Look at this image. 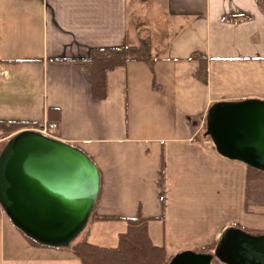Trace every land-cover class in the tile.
Returning a JSON list of instances; mask_svg holds the SVG:
<instances>
[{
  "label": "crops",
  "instance_id": "crops-1",
  "mask_svg": "<svg viewBox=\"0 0 264 264\" xmlns=\"http://www.w3.org/2000/svg\"><path fill=\"white\" fill-rule=\"evenodd\" d=\"M145 1L0 0V121L55 124L51 136L99 170L78 244L114 248L139 214L169 261L213 253L229 229L264 234V198L247 199V166L206 133L213 105L264 101L263 0H152L154 16L169 17L153 45L160 60L152 71L130 62L107 72L105 98L94 100L91 50L145 35L154 44L134 21ZM195 54L207 61L206 84ZM75 245L29 243L0 206V264H81Z\"/></svg>",
  "mask_w": 264,
  "mask_h": 264
},
{
  "label": "water",
  "instance_id": "water-1",
  "mask_svg": "<svg viewBox=\"0 0 264 264\" xmlns=\"http://www.w3.org/2000/svg\"><path fill=\"white\" fill-rule=\"evenodd\" d=\"M207 135L223 156L264 172V101L217 103ZM99 190L94 163L81 150L33 131L10 137L0 151V206L29 239L65 247L86 226ZM264 264V234L226 231L213 253L183 252L168 264Z\"/></svg>",
  "mask_w": 264,
  "mask_h": 264
},
{
  "label": "trees",
  "instance_id": "trees-1",
  "mask_svg": "<svg viewBox=\"0 0 264 264\" xmlns=\"http://www.w3.org/2000/svg\"><path fill=\"white\" fill-rule=\"evenodd\" d=\"M193 59L199 62V69L195 73V78L201 83L206 84V59L196 54L193 55ZM159 60L160 58L156 57L153 53V44L149 35L143 36L136 46L91 50L87 61L91 65L92 98L96 101L105 98V76L107 72L117 67L125 66L130 62H143L152 71L154 64ZM7 63L16 62L11 61ZM32 126L37 125L24 122L0 121V139L8 138L22 129ZM5 143L6 141L2 144L1 150ZM97 172L99 175L100 189V173L98 169ZM246 180L247 199L258 201L260 199L258 198L260 193L264 190V172L247 167ZM147 221L148 220L141 214L137 215L136 218L126 219V232L119 236L118 244L114 248H104L83 242L73 247L72 254L81 262V264H168L169 260L166 258L164 250L160 247L154 246L148 237ZM21 234L29 243L47 247L29 239L23 233Z\"/></svg>",
  "mask_w": 264,
  "mask_h": 264
},
{
  "label": "rangeland",
  "instance_id": "rangeland-1",
  "mask_svg": "<svg viewBox=\"0 0 264 264\" xmlns=\"http://www.w3.org/2000/svg\"><path fill=\"white\" fill-rule=\"evenodd\" d=\"M153 4H154V2L152 0H148V2L145 1V3H140L138 5L139 6L138 10L140 11V13H137V14H139V16L134 17V21L138 25H141V27L146 28L147 30L151 31V35H152V39H153V43H154L153 45L158 46L162 43L163 38H164L163 37L164 35L161 32L162 28H163L162 26L163 25L168 26V24H169L168 18L169 17H167L166 15L164 17L162 12H159V13H157L156 16H154V14H156V12H154ZM141 5H142V7H141ZM147 10H150V12ZM130 21H131V17H130ZM258 198H264V190L262 193H260ZM258 209L263 211L264 206L259 205ZM81 237L82 236L75 237L67 246L72 247L73 245L78 244L81 241ZM210 264H221V263L218 262L216 259H214L213 261H211Z\"/></svg>",
  "mask_w": 264,
  "mask_h": 264
},
{
  "label": "built area",
  "instance_id": "built-area-1",
  "mask_svg": "<svg viewBox=\"0 0 264 264\" xmlns=\"http://www.w3.org/2000/svg\"><path fill=\"white\" fill-rule=\"evenodd\" d=\"M56 129V125L52 123H42L33 129H30L29 131H33L36 133H39L42 136L48 137V138H53L51 136V133L54 132Z\"/></svg>",
  "mask_w": 264,
  "mask_h": 264
}]
</instances>
